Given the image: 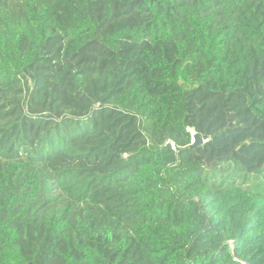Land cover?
Returning a JSON list of instances; mask_svg holds the SVG:
<instances>
[{"label": "trees", "instance_id": "trees-1", "mask_svg": "<svg viewBox=\"0 0 264 264\" xmlns=\"http://www.w3.org/2000/svg\"><path fill=\"white\" fill-rule=\"evenodd\" d=\"M0 264H264V0H0Z\"/></svg>", "mask_w": 264, "mask_h": 264}, {"label": "water", "instance_id": "water-1", "mask_svg": "<svg viewBox=\"0 0 264 264\" xmlns=\"http://www.w3.org/2000/svg\"><path fill=\"white\" fill-rule=\"evenodd\" d=\"M203 143L202 138L197 134H193V143L189 146L190 149L196 148Z\"/></svg>", "mask_w": 264, "mask_h": 264}]
</instances>
